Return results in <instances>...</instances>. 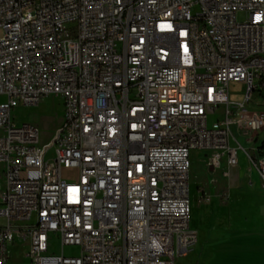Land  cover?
<instances>
[{
	"label": "built area",
	"instance_id": "2783aa9c",
	"mask_svg": "<svg viewBox=\"0 0 264 264\" xmlns=\"http://www.w3.org/2000/svg\"><path fill=\"white\" fill-rule=\"evenodd\" d=\"M255 91L264 0H0V264H177L193 151L216 170L243 150L264 187L261 144L239 141L264 132ZM49 95L64 115L41 143L13 111Z\"/></svg>",
	"mask_w": 264,
	"mask_h": 264
},
{
	"label": "crops",
	"instance_id": "0c3cea01",
	"mask_svg": "<svg viewBox=\"0 0 264 264\" xmlns=\"http://www.w3.org/2000/svg\"><path fill=\"white\" fill-rule=\"evenodd\" d=\"M194 153L195 159L202 163L210 156L207 151ZM226 170L222 172L225 179L228 177L224 175ZM241 178L250 185L241 191L234 186L226 189L225 183L230 186L235 182L230 184L225 180L210 188L201 178L195 180L191 170V227L196 231L197 241L187 253L177 258V264H264V187L258 171L251 164ZM200 184H204L211 201L202 200ZM225 192L231 197L229 203L221 200ZM240 192L244 204L236 205L234 201Z\"/></svg>",
	"mask_w": 264,
	"mask_h": 264
},
{
	"label": "rangeland",
	"instance_id": "374dc122",
	"mask_svg": "<svg viewBox=\"0 0 264 264\" xmlns=\"http://www.w3.org/2000/svg\"><path fill=\"white\" fill-rule=\"evenodd\" d=\"M231 91L233 98H240V92H241V85L238 83H232L231 84ZM6 98L4 96H0V103L5 101ZM250 110H257L259 112H264V91H255L253 93V97L249 104ZM13 115L15 118V121L18 124L22 123H32L39 126L41 134L40 139L41 143H47L52 140L57 128L60 126L61 121L63 119L64 115V99L61 96L56 95H49L44 97L38 104L36 105H24L21 104L17 106L14 111ZM214 118H211L210 124H212ZM260 134V135H259ZM259 134H254L256 136L257 141L255 143H249L245 137L239 138V141L242 145L245 146V148H249L251 151L254 150L253 147H255L257 144H261L264 141V132H260ZM232 144H234V141H232ZM195 151H193L194 153ZM195 153L191 156V162L192 167L191 170L194 173L195 180L202 179V182L207 187H214L218 184H220L223 180L229 182L230 185L228 186L227 183H225L224 187L226 189H229L230 187L234 186L237 190H243L249 187L250 185L247 183L246 180L241 178L246 171L250 167V160L247 156V154L240 150L239 152V164L234 167H227L225 164L224 158H222L221 165L215 170L211 171L209 169V165L207 167L209 158L206 157L205 160H203V163L201 161L196 160L194 157ZM202 163V164H201ZM206 163V164H205ZM224 169H229V176L227 179L223 176L222 172ZM69 171H65V174H68ZM71 179H76L77 174L70 176ZM200 179V180H201ZM0 182H2L1 177V166H0ZM204 184L199 185V189L202 193V200H205L207 202L211 201V196L207 195L204 190ZM231 197L227 192L224 193V195L221 197L222 202L229 203ZM234 204L236 205H242L244 204V198L240 195L236 197ZM243 213V212H242ZM53 249L57 253L62 252V246L59 239H55L53 242ZM66 254H75L78 251L77 247H66L65 249ZM22 254V253H21ZM23 261L22 255H17L16 248L11 249L10 253V259L9 264H21Z\"/></svg>",
	"mask_w": 264,
	"mask_h": 264
},
{
	"label": "trees",
	"instance_id": "16d2710c",
	"mask_svg": "<svg viewBox=\"0 0 264 264\" xmlns=\"http://www.w3.org/2000/svg\"><path fill=\"white\" fill-rule=\"evenodd\" d=\"M258 153H264V141L261 143V145L258 147Z\"/></svg>",
	"mask_w": 264,
	"mask_h": 264
}]
</instances>
